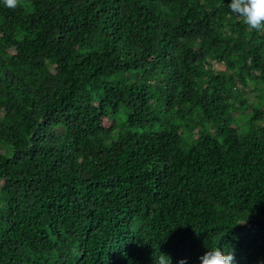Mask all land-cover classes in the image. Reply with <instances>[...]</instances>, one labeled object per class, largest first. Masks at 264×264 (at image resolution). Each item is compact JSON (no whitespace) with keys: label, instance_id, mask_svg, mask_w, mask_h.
<instances>
[{"label":"trees","instance_id":"trees-1","mask_svg":"<svg viewBox=\"0 0 264 264\" xmlns=\"http://www.w3.org/2000/svg\"><path fill=\"white\" fill-rule=\"evenodd\" d=\"M229 3L0 0V264H264V30Z\"/></svg>","mask_w":264,"mask_h":264},{"label":"clouds","instance_id":"clouds-1","mask_svg":"<svg viewBox=\"0 0 264 264\" xmlns=\"http://www.w3.org/2000/svg\"><path fill=\"white\" fill-rule=\"evenodd\" d=\"M4 2L10 7L15 4V0ZM228 6L231 13L241 18L246 26L254 30H264V0H230ZM198 260L199 264H233V254L227 244L219 245L207 248ZM159 264H168V261L162 259ZM180 264H185V261Z\"/></svg>","mask_w":264,"mask_h":264},{"label":"rangeland","instance_id":"rangeland-1","mask_svg":"<svg viewBox=\"0 0 264 264\" xmlns=\"http://www.w3.org/2000/svg\"><path fill=\"white\" fill-rule=\"evenodd\" d=\"M215 66L218 68V69H225V66L223 65V64H215ZM251 96H253L252 94H251ZM247 119V117H245L244 119H243V121H245Z\"/></svg>","mask_w":264,"mask_h":264}]
</instances>
